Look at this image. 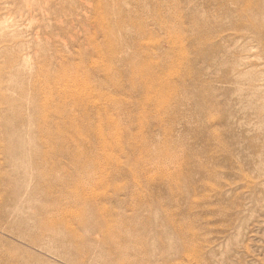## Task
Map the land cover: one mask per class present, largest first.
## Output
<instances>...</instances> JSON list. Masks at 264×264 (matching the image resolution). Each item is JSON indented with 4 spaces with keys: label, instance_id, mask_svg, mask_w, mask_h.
<instances>
[{
    "label": "rangeland",
    "instance_id": "obj_1",
    "mask_svg": "<svg viewBox=\"0 0 264 264\" xmlns=\"http://www.w3.org/2000/svg\"><path fill=\"white\" fill-rule=\"evenodd\" d=\"M0 264H264V0H0Z\"/></svg>",
    "mask_w": 264,
    "mask_h": 264
},
{
    "label": "bare ground",
    "instance_id": "obj_2",
    "mask_svg": "<svg viewBox=\"0 0 264 264\" xmlns=\"http://www.w3.org/2000/svg\"><path fill=\"white\" fill-rule=\"evenodd\" d=\"M113 3V2H112ZM67 99L73 100L75 103H80L81 99L84 100L85 95L84 94H79L75 90L71 89L68 93L65 94ZM77 98V99H76Z\"/></svg>",
    "mask_w": 264,
    "mask_h": 264
}]
</instances>
